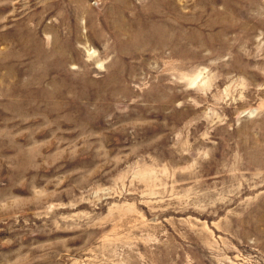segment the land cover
Returning <instances> with one entry per match:
<instances>
[{
  "label": "rangeland",
  "instance_id": "374dc122",
  "mask_svg": "<svg viewBox=\"0 0 264 264\" xmlns=\"http://www.w3.org/2000/svg\"><path fill=\"white\" fill-rule=\"evenodd\" d=\"M0 264H264V0H0Z\"/></svg>",
  "mask_w": 264,
  "mask_h": 264
}]
</instances>
